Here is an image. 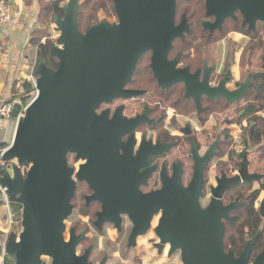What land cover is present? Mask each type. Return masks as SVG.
Here are the masks:
<instances>
[{"label": "water", "instance_id": "water-1", "mask_svg": "<svg viewBox=\"0 0 264 264\" xmlns=\"http://www.w3.org/2000/svg\"><path fill=\"white\" fill-rule=\"evenodd\" d=\"M111 2L116 21L92 24L85 32L79 30L77 22L81 0H68L62 5L63 16L53 19L59 36L50 56L56 59L57 67H48L44 59L38 61L36 96L16 121L12 142L2 155L10 170H2L0 190H4L10 215L20 214L21 227L19 233L11 229L4 253L13 264H93L91 246L78 253L87 231L77 232L67 226L77 181L92 191L85 197L86 204L100 205L93 222L97 232L111 225L119 233L124 222L131 225L129 248L136 247L137 239L152 231L158 254L166 248L168 258L178 252L180 264H264V251L250 262L260 231L237 257L224 247V221L229 222V212L242 203L225 206L222 195L228 187L263 178L248 173L247 153L238 176L228 178L221 173L215 179L205 207L201 205L203 171L216 144L203 156L191 145L193 166L187 185L182 181V164L177 162L171 176L162 169L158 190L143 193L139 186L145 185V177L130 167L134 144L131 130L142 123V118L127 121L119 115L109 120L108 111L97 114L102 104L137 94L124 90V86L131 81L141 56L148 52L158 84L166 88L182 83L186 98L194 100L198 113L203 96L220 98L227 105L238 103L251 89L252 78L248 76L238 88L229 90L225 76L216 88H210L206 73L199 81L198 71L191 74L188 68L176 69L179 56L169 61L168 55L173 41L183 39L188 31L184 21L175 25L176 0ZM205 9L206 16L215 18L210 26L220 31L227 19L237 20V13L242 25L252 32L258 24L264 25V0H205ZM14 18L10 5L8 20ZM253 88L259 93V85ZM4 122L0 115V132ZM125 126L130 127V137L123 145L120 135L125 133ZM171 145L158 144L150 153H161ZM68 155L83 162L76 173L68 165ZM136 155L138 161L141 155ZM260 216L264 218V200ZM155 218L157 223L152 226ZM98 264H107V257Z\"/></svg>", "mask_w": 264, "mask_h": 264}, {"label": "rangeland", "instance_id": "rangeland-1", "mask_svg": "<svg viewBox=\"0 0 264 264\" xmlns=\"http://www.w3.org/2000/svg\"><path fill=\"white\" fill-rule=\"evenodd\" d=\"M62 5H64L68 0H61ZM198 7L193 6L192 10L197 11ZM202 11V5L199 7V13ZM182 11L178 14L177 20ZM203 18V15L200 14ZM199 19V18H198ZM240 20V19H239ZM40 21L43 23L40 25L43 33L37 35V37H42V42L47 41L51 47L55 46V41L59 36L58 31L53 25V20L51 18H46V16L41 15ZM101 21H108L113 23L116 21V17L110 9L101 11L98 13L94 24ZM205 19H202V22ZM241 21V20H240ZM91 27V26H90ZM89 27V28H90ZM89 28L81 29V32L87 31ZM264 25L258 24L256 27L257 34L255 37L248 35L245 29L243 31H234L231 25L224 27L225 37L219 39V43L214 44L202 41L200 44L205 47H200V60L205 59L208 65L215 63L217 65V72L213 77L214 81L221 80L227 69H229V83L227 88L229 90H234L244 83L246 78L250 76L253 78L255 73L262 70V59L264 58V40L261 43V39L264 37ZM229 32V33H228ZM196 33V32H195ZM233 33L237 38L233 40H228V36ZM225 40V41H224ZM196 42L193 43L195 45ZM198 44V43H197ZM263 44V47H262ZM186 52V49H185ZM191 52V50H189ZM177 52L173 53L175 55ZM223 59H226L225 63L221 65ZM238 60V61H237ZM145 64L139 66V70L148 64V59H145ZM238 63L240 74L239 76L235 71H232V65ZM37 65V61H35ZM201 65V62H200ZM221 65V66H220ZM254 82L252 81L251 89L249 90V96L245 100H241L236 104L227 105L220 103V116L213 112L212 115H203V123H197L195 119V114L193 110L190 112H185L181 116L174 113L173 110H167L165 113L155 114L157 120L161 117L159 123H157L155 132H150L148 135L155 138L161 135L164 139H181L182 135L179 133V129L183 128L187 123L190 124L193 131V136L200 147V155H203L209 146L219 140V145L216 150L215 156L212 158L210 164L204 175L205 185H204V198L201 200L202 207H205L209 202V188L215 186V177L220 175L221 170H225L228 175H231L237 171L235 164H237L238 158L236 151L238 147L233 142V135L235 134L238 127H245L242 129V140L243 148L249 153H254L257 151L255 147H252L245 139V131L252 127V119L247 117H242V112L247 108L248 104L252 102L251 94L253 92ZM257 116H263L264 113L257 114ZM16 125V120H15ZM248 128V129H247ZM11 133L9 134L10 138ZM180 146L175 148L170 156V161L180 160L184 163L185 175L183 182L185 185L191 179V166L192 163L188 158L189 145L186 141H180ZM264 144V143H263ZM261 144V145H263ZM242 147V146H241ZM233 160V161H232ZM73 160H71V165ZM235 163V164H234ZM260 186L259 182L252 183V189H258ZM250 187H245L243 192V199L247 197L249 193L247 192ZM87 194L84 187L78 184L73 204V214L74 221L80 223L79 231L87 229V237L82 245L78 248V253L82 254L83 251L91 246L92 253L90 255V261L93 264H98L101 259L106 256L107 264H180L179 253L176 252L172 257H167L168 249L166 248L164 252L159 255L154 244L157 242L156 237L153 232H148L145 236L137 239L136 247L129 248L127 246V238L129 236L131 225L128 222H124L121 232H117L111 225H105L101 232H97L92 223L95 221L94 213L99 211L96 206L90 207L88 210L84 209V201L82 200V195ZM263 193H260L257 201L255 202V210L259 209V203L264 198ZM242 200V199H241ZM86 213L87 215H82ZM19 219H20V214ZM16 220L18 217H15ZM157 219L155 218L152 222V226H155ZM239 224V223H238ZM18 229L21 230L20 223H18ZM261 225V224H260ZM68 227L71 224L67 223ZM261 227V226H260ZM78 231V230H77ZM233 229L231 228V234ZM252 238L251 235H247L246 239ZM256 254H254L255 256Z\"/></svg>", "mask_w": 264, "mask_h": 264}, {"label": "flooded vegetation", "instance_id": "flooded-vegetation-1", "mask_svg": "<svg viewBox=\"0 0 264 264\" xmlns=\"http://www.w3.org/2000/svg\"><path fill=\"white\" fill-rule=\"evenodd\" d=\"M200 5H202L203 12L199 13ZM193 6L198 7L197 11L192 10ZM181 11L182 13L179 16V20H177V16ZM200 14L203 15V18H200L201 17ZM236 17H237V20L240 19L242 21L238 13L236 14ZM202 19H205V21L202 22ZM228 20H231V19H227L226 21ZM182 21L186 23L188 31L184 32L183 39H176L173 41L172 49L168 55V60L173 61L177 56H179L176 69L188 68L191 74H194L196 71H198L199 81L203 80L204 75L206 73L210 88H216L220 84V81L225 76H228V83H229V78H230L229 72H228L229 69H227L228 70L227 73H225V75L223 76L221 80L219 79L217 81H214L213 77L217 72V65L215 63H211L210 65H208L205 59L200 60L201 58L200 47H205L204 45H201L200 43L202 41L205 42V45L207 43H211L212 41L214 42V44L219 43L220 32L223 30V27H222V30L220 31L219 29H216L210 26L215 23V18L206 16L205 0H176L175 25L176 26L180 25ZM194 42H196L195 45H193ZM185 49H186V52H185ZM189 50H191V52H189ZM175 52L177 53L173 55V53ZM150 58H151L150 52L145 53L141 56V58L139 59L137 63L136 69L132 75L131 81L128 82L124 86V90L136 92L137 93L136 95H133L129 98L113 99L110 103L102 104L97 110L98 115L103 111H108L109 120H113L114 116L118 119L119 115L127 121L136 119L138 117L142 118V123L140 125H137L136 127H134V129L131 130V132L133 133L134 144L132 145L133 158H132V163L130 164V167L137 174H140L145 177V185L139 186V190L143 193H148L151 191L158 190L161 185L160 177H161L162 169L164 168L167 175L171 176L173 165L176 164L177 162L182 164V181H183V178L185 175L184 163L180 160H175L172 162L169 159L171 152L175 148L180 146V143H181L180 141L184 140L189 145L188 158L190 159L192 166H193V161L190 158V154L192 151V146H191L192 144L197 149L199 156L205 155V153L210 149V147L213 144H216V147L214 148L215 152L212 158L215 156L217 147L219 145V140H216L209 146V148L203 155H200V147L197 144V141L195 140L193 136V131L191 129V126L188 123L183 128L179 129V133L180 135H182L181 139H170L169 140V139H164L161 135H158L155 138H152L148 134L150 132H153V133L155 132L157 123H159L160 120L162 119L160 117L157 120V118H155V114L158 115L159 113H165L167 110H173L174 113H176L178 116H181L182 114H185V112L187 111L190 112L193 110V114H195L194 117L197 123L202 124L203 115H212L213 112H216V114L220 116V103L223 102V104H226L224 100L220 98L209 99L203 96L200 99L201 111L198 113L194 100L192 98H186V90L182 83H176L166 88H162L158 84L157 79L154 77L153 72L150 68ZM145 59H148V64L142 67L141 70H139V66H141V64L146 63V61H144ZM200 62H201V65H200ZM207 71L209 72L207 73ZM118 130H120V128H117L116 131ZM124 132H125L124 134L121 133L120 135V143H122L123 145L124 144L126 145L130 137V127L125 126ZM142 143L144 145H142ZM158 144L159 145L173 144V145H171L168 148V150L162 151L161 153H157V154L150 153L152 151V148ZM243 145L244 144L242 143L241 144L242 147L241 146L238 147V150L236 151L237 153L236 156L239 161H237V164L235 163L234 164H235V167L237 168V171L231 175H228V173L225 170H221L220 175L215 177V179L220 178L221 173H224L228 178H233L235 176H238L240 169H241L240 164L243 161V156L245 153H247L248 173L263 175V178L261 180L264 179V174H258L250 170L249 159H248L249 152H247V150L243 148ZM126 151H128L127 147H126ZM137 152H139L141 155L138 161L137 159H135L137 157L136 155ZM120 154H122V150H120ZM144 155L146 157H144ZM212 158L209 160L208 164L206 165L205 170L203 171V176L205 175L207 167L210 164ZM71 160H73L72 165H71ZM67 161H68V165L74 169L75 173L77 172L78 167L83 163L81 160L76 161L74 155H68ZM192 166H191V169H192ZM191 176H192V172H191ZM138 180H140V177L138 178ZM261 180L253 181L251 183H241L234 187H228L226 189L221 199L223 205L226 206L228 204H232L236 202L242 203V205L236 207L231 212H229V216L232 219L229 222L224 221V225L231 224L234 221L235 213L239 209H242V208L245 209L247 207H250V205L252 204L250 197L255 191V189H252L251 185L254 182H261ZM78 184L84 187L87 192V194L82 195V200L84 201L83 203L84 207L86 209H89L92 206H96L100 210V205L98 203L91 202L89 204H86L85 197L90 196L92 194V191L89 189L87 184L84 182L76 181V189H77ZM204 185H205V182H204ZM204 185L202 189L203 195H202L201 200L205 196L204 195ZM245 187H250V189H248L247 191L249 195L247 197H244L245 199H243L242 190ZM75 193H76V190H75ZM209 200H210V194H209ZM262 200H264V198H262ZM262 200L259 203V209L256 210L259 214L260 219L262 220V223L260 225L261 227L256 232V234L259 231L261 233V230L264 227V218H261L260 216V206H261ZM255 202L253 203L254 205H255ZM254 205L253 207L255 209ZM92 226H93V223H92ZM94 229L96 230V228ZM224 231H225V228H224ZM255 235L252 236V238L250 239H246V236H245V244L247 241L252 240L255 237ZM253 247H252L250 262H252L253 259L259 253L264 251L262 250L261 252H259L258 254L254 256ZM225 250L228 251L231 249L228 248ZM241 252L239 253L234 252V255L237 257Z\"/></svg>", "mask_w": 264, "mask_h": 264}, {"label": "trees", "instance_id": "trees-1", "mask_svg": "<svg viewBox=\"0 0 264 264\" xmlns=\"http://www.w3.org/2000/svg\"><path fill=\"white\" fill-rule=\"evenodd\" d=\"M26 4H29L31 0H24ZM110 9L111 12L114 13L113 5L111 0H81V4L78 10V28L86 29L89 28L92 24H94L97 15L101 11H106ZM41 15L46 16V18H51L52 20L55 17H62V1L61 0H39V14H38V23L42 25L43 23L40 21ZM115 15V13H114ZM227 25H231L234 31H243L245 29L248 35H252L255 37L257 32H251L247 29V27L242 25V21L240 20H228L225 22L223 26V30L220 32L221 39L225 37L224 27ZM264 30V28H263ZM43 33L41 28L36 29L32 35L30 43L31 45L36 48V58L37 63L40 59H44L46 65L52 69L57 67V61L55 58L50 56V49L52 48L47 41L44 43L42 42V37H37ZM229 33V32H228ZM220 39V40H221ZM264 40V37L261 39ZM263 47V44H262ZM262 70L257 71L252 78L254 84L260 86L259 93L255 89L251 94V98L253 99L250 104H248L247 108L243 110L242 117H247L252 119V127L249 130L245 131L244 139L257 149L254 153H249V168L250 170L258 173L264 174V117L257 116V114L264 113V58L262 59ZM26 88V94L21 96L14 102L9 110V118L10 119H17L19 114L22 110L26 107L28 102L31 99L30 88L31 86L29 83H25L23 85ZM249 96V91L246 93L242 100L247 99ZM246 129V128H245ZM248 129V128H247ZM263 144V145H261ZM9 145L0 142V153L5 150ZM25 165L21 166L23 172H25ZM260 186L257 190L253 192L250 199L252 204L250 207L239 209L235 213V219L231 224L225 225L224 231V247L225 249L230 248L235 253H239L243 250L245 245V236L251 235L254 236L256 232L260 228V224L262 220L259 217L258 212L254 209L253 203L258 199L260 193L264 194V179L261 180ZM85 211L86 208L84 207ZM88 210V209H87ZM96 212L94 213L95 217ZM82 215H87L83 213ZM74 214L71 215L68 222L71 224V227H74L77 232L79 231L80 223L74 221ZM17 222H20L19 215H16ZM239 223V224H238ZM231 228L233 232L231 234ZM19 230V229H18ZM86 230L87 229H83ZM83 243V242H82ZM82 245V244H81ZM264 250V227L261 230V233L253 247L254 254H258Z\"/></svg>", "mask_w": 264, "mask_h": 264}, {"label": "crops", "instance_id": "crops-1", "mask_svg": "<svg viewBox=\"0 0 264 264\" xmlns=\"http://www.w3.org/2000/svg\"><path fill=\"white\" fill-rule=\"evenodd\" d=\"M7 1L9 6L12 5L14 8L15 18L5 26H0V111L3 107L10 109L18 98L26 94V88L23 86L25 83L31 86V93L37 79L36 48L31 45L30 40L32 33L40 28L39 0H31L29 4L24 0ZM237 37L231 33L227 39L233 40ZM225 61L226 59H223L221 65ZM237 65L238 63L232 65L231 69L239 76L240 69ZM15 126V119L5 118L4 129L0 132L1 143L11 144ZM10 133L11 136L8 138ZM15 216L10 215L6 204L0 200V263L2 264H13V259L4 253V247L11 229L14 228L17 233L21 231L17 228L20 222L16 221Z\"/></svg>", "mask_w": 264, "mask_h": 264}, {"label": "built area", "instance_id": "built-area-1", "mask_svg": "<svg viewBox=\"0 0 264 264\" xmlns=\"http://www.w3.org/2000/svg\"><path fill=\"white\" fill-rule=\"evenodd\" d=\"M8 11H9V4H8V1L7 0H0V26H5L6 24L9 23V20H8ZM31 99L30 101L28 102V104L26 105V107L31 103V101L35 98L36 96V90L35 88L32 89L31 91ZM25 107V108H26ZM25 108L22 110V112L19 114L18 118L16 119V121L23 117V114H24V110ZM9 108H2L1 111H0V115H3L6 119L9 118ZM245 127H238L235 134L233 135V142L235 143V145L237 147H240L243 140H242V129H244ZM5 150H3L1 153H0V175H1V172L3 169H7V170H10V163L8 162H5L2 160V155L4 153ZM27 168H25V171H26ZM0 200H2L6 206H7V198L4 194V190H0ZM9 211V210H8ZM2 264V263H0Z\"/></svg>", "mask_w": 264, "mask_h": 264}]
</instances>
